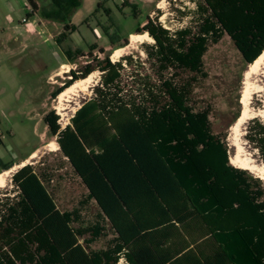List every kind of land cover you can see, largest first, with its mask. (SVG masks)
I'll return each mask as SVG.
<instances>
[{"label": "trees", "instance_id": "1", "mask_svg": "<svg viewBox=\"0 0 264 264\" xmlns=\"http://www.w3.org/2000/svg\"><path fill=\"white\" fill-rule=\"evenodd\" d=\"M43 1L42 16L64 22L57 41H65L77 29L71 19L82 0ZM195 2V26L172 33L150 16L138 23L136 32L155 39L147 47L153 75L143 74V63L131 55L119 61L106 55L99 60L100 84L71 123L61 129L53 110L45 114L49 132L87 193L78 206L62 210L45 170L40 174L29 164L18 170L12 177L17 194L0 201V264H142L133 247L142 230L192 216L221 242L222 257L209 264H264V181L231 162L232 148L225 135L214 132L211 108L191 104L198 77L208 75L204 56L212 44L228 35L248 64L263 52L264 0ZM30 3L27 16L33 17L39 5ZM123 5L139 17L136 3ZM110 29L104 27L117 44ZM65 53L74 61L82 51ZM127 66L133 67L130 84L124 80ZM93 70L91 62L82 74L71 70L72 78L53 95ZM245 138L264 160L261 117L247 122ZM166 139L175 148H166ZM172 158L185 159L191 172L176 169ZM91 203L98 209L88 219ZM100 239L105 246L94 248Z\"/></svg>", "mask_w": 264, "mask_h": 264}, {"label": "rangeland", "instance_id": "2", "mask_svg": "<svg viewBox=\"0 0 264 264\" xmlns=\"http://www.w3.org/2000/svg\"><path fill=\"white\" fill-rule=\"evenodd\" d=\"M125 1L82 0V5L71 19L77 26L76 31L59 43L57 37L64 30V22L42 16L43 0H36L39 9L35 10L33 17L27 16L33 9L30 0H0V172L6 170L7 166H17L16 170L5 177V185L0 186V201L17 194L12 177L23 167L18 165L29 159L27 164L35 171L41 174L45 170L51 176L48 186L60 209L78 206L87 190L62 154L57 136L49 132L43 120L45 114L53 110L59 116L61 129L71 123L77 109L94 95V87L100 84L102 71L98 66L99 60L106 55H110L113 61L131 55L135 61L143 63L139 66L143 74L153 75L147 47L154 45L155 39L147 31H135L138 23L147 20L148 16L172 33L187 26H195L192 22L197 16L196 0H129L137 4L138 18L132 13V6L123 5ZM24 17L34 25L30 26L31 30L28 29L29 22L23 21ZM107 26L111 27L110 33L117 44H113L110 36L105 33L104 27ZM132 31L135 32L129 35ZM144 33L152 38L131 41L132 34ZM128 35V42L119 46ZM93 44L98 47L91 50ZM115 47L125 48L118 59L112 56ZM100 48H104L105 52H101ZM68 49H81L82 53L71 61L65 53ZM90 62L94 66L89 74H92L91 82L86 88L77 87L69 93L63 100L65 109L59 112L60 93L54 96L53 92L72 78L71 70L82 74ZM248 65L232 39L225 35L209 47L204 56V68L208 75L198 77L191 94V104L196 109L211 108L213 130L225 135L232 148L231 156H235L238 149L232 126L243 110L240 98ZM131 68L127 66L124 72V80L129 79L128 84L131 83ZM86 77H79L75 81ZM262 79L263 88L253 94L250 115L241 125L239 134L242 157H248L257 164H262L264 160L248 144L245 134L247 122L251 118L261 117L264 120V77ZM163 143L166 148H175L170 139ZM52 145L58 149L52 150ZM34 152L36 156L32 157ZM181 160L172 158L174 167L179 170L183 167L185 172H191L186 160ZM232 163L244 168L239 163ZM248 170L260 176L256 171ZM260 178L264 181L263 177ZM97 209V205L91 203L85 209L87 218H92ZM104 244L105 240H102L94 246L97 248Z\"/></svg>", "mask_w": 264, "mask_h": 264}, {"label": "crops", "instance_id": "3", "mask_svg": "<svg viewBox=\"0 0 264 264\" xmlns=\"http://www.w3.org/2000/svg\"><path fill=\"white\" fill-rule=\"evenodd\" d=\"M153 220L155 222V218ZM141 232L133 247L138 254L136 259L142 264H209L222 257L221 242L209 233L199 217H189L184 223L173 219ZM102 240L105 239L95 243Z\"/></svg>", "mask_w": 264, "mask_h": 264}, {"label": "bare ground", "instance_id": "4", "mask_svg": "<svg viewBox=\"0 0 264 264\" xmlns=\"http://www.w3.org/2000/svg\"><path fill=\"white\" fill-rule=\"evenodd\" d=\"M145 38L151 39L152 37L148 33L132 34L131 41L132 42L138 40L143 41ZM123 49L125 48H118L113 52L112 56L114 57V59H118V57L121 56V52L123 51ZM263 77H264V50L254 62L248 65V68L246 69L244 74L243 88L240 98L241 103L243 104V110L241 115L238 117V119L232 126V130L234 133V142L237 145L238 149L235 156H231V161L235 163H239L241 164L240 166L250 169L251 171H256L261 177L264 178V162L262 164L261 163L257 164V163H253L251 159L248 157H242L240 153L241 145L239 142L241 125L250 115V102L253 94L260 91L263 88V84H262ZM91 80H92V74L84 79L75 81L72 85H70L65 90H63L58 96L60 101L58 107L59 112H62V110L65 109V107H63V100L65 99V97L72 91L76 90L77 87L86 88L87 84L91 82ZM52 146H53L51 148L52 150L58 149L56 145H52ZM34 156H36L35 152L33 153L32 157ZM28 161L29 159H27L22 164H19L18 166L19 167L25 166V164H27ZM16 167L17 166H12L11 168L0 172V186L5 185V179H6L5 177L8 176L12 171H14V169L16 170Z\"/></svg>", "mask_w": 264, "mask_h": 264}, {"label": "built area", "instance_id": "5", "mask_svg": "<svg viewBox=\"0 0 264 264\" xmlns=\"http://www.w3.org/2000/svg\"><path fill=\"white\" fill-rule=\"evenodd\" d=\"M23 21H24V22H27V23L29 22V21H28V18H26V17L23 18ZM31 25L34 26L32 23L29 22V23H28V29H30V30H31V27H30ZM122 262H123V259L120 260V263H122Z\"/></svg>", "mask_w": 264, "mask_h": 264}, {"label": "flooded vegetation", "instance_id": "6", "mask_svg": "<svg viewBox=\"0 0 264 264\" xmlns=\"http://www.w3.org/2000/svg\"><path fill=\"white\" fill-rule=\"evenodd\" d=\"M27 160V159H26Z\"/></svg>", "mask_w": 264, "mask_h": 264}]
</instances>
